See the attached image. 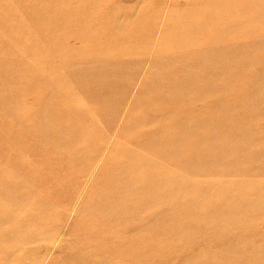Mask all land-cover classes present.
I'll return each mask as SVG.
<instances>
[{
  "label": "rangeland",
  "instance_id": "1",
  "mask_svg": "<svg viewBox=\"0 0 264 264\" xmlns=\"http://www.w3.org/2000/svg\"><path fill=\"white\" fill-rule=\"evenodd\" d=\"M263 55L264 0H0V264H264Z\"/></svg>",
  "mask_w": 264,
  "mask_h": 264
},
{
  "label": "bare ground",
  "instance_id": "2",
  "mask_svg": "<svg viewBox=\"0 0 264 264\" xmlns=\"http://www.w3.org/2000/svg\"><path fill=\"white\" fill-rule=\"evenodd\" d=\"M28 12V11H27ZM28 14V13H27ZM86 14V13H85ZM204 20V19H203ZM207 21V20H206ZM205 21V22H206ZM149 25V24H148ZM28 29V28H27ZM94 30V29H93ZM92 33V32H91ZM53 47V46H52ZM43 58V57H42ZM262 58H263V61H264V55L262 56ZM263 61L262 60H260L259 61V64H258V68L259 69H261V68H264V63H263ZM263 82L264 83V75H259V77H256V78H254L253 80H251V82L249 83L250 84V86L252 87V86H255L258 82ZM263 89H264V87H263ZM259 90L258 92H257V96L258 95H260V96H262V97H264V90ZM177 101V100H176ZM246 102H249L246 98L244 99V103H246ZM176 103V102H175ZM216 104H218L219 106H221V107H223V108H226L225 109V111L226 112H224L223 114H220L221 116H216V115H214V119L216 118L217 120H218V118H220L219 119V121L220 120H222L221 119V117H223L225 114L226 115H228V114H230L232 111H231V109L228 107V106H225L224 105V103H216ZM221 107H219V108H221ZM218 115V114H217ZM214 126V125H213ZM252 136V135H251ZM201 138H202V136H197L196 138H195V140H197V141H200L201 140ZM202 145V144H201ZM210 146V145H209ZM212 147V146H211ZM249 150V149H248ZM192 152H193V150H192ZM203 158L200 160V161H198L197 162V166L198 167H201V166H203L202 164L204 163V160H205V158L207 157V155H205V156H202ZM189 161V162H188ZM186 163L187 164H189L190 163V160L188 159L187 161H186ZM195 165V164H194ZM135 169V168H134ZM261 174H263V173H261ZM140 179V178H139ZM249 186H251V185H253V183H251V182H249V184H248ZM24 188V187H23ZM185 191H188L189 193H191V194H196V197H200V196H202L203 194H205V191L202 189V190H198V191H195L194 190V188L193 187H186L185 188ZM29 192V191H28ZM129 192H132L131 190H129ZM224 193H226V191H224L223 189H221V191L216 195V196H219V194H221V195H223ZM190 194V195H191ZM252 194V193H251ZM251 194H247V193H239L238 194V196L239 197H247V198H249V204H242L241 205V207H240V209L238 210L239 211V213H241L243 216H249L250 214H251V212H253V211H256V207H257V202H258V199H257V196H255V194H253V195H251ZM192 198H194L193 196H192ZM19 202V201H18ZM209 206L208 207H210V209L213 207V205H215L214 203H211V202H209V204H208ZM214 207H216V205L214 206ZM231 207V206H230ZM229 207V208H230ZM221 208H223V210L224 211H227V207L226 208H224L223 206H221ZM238 208V207H237ZM232 210H235L236 208H231ZM222 211V210H221ZM195 215H193V217H194ZM220 220L221 219H218V222H220ZM194 228H197V229H199V231H202V229H200L199 227H194ZM207 230V229H206ZM207 231H205L204 233H203V235L205 236V234H212V233H214V232H217V233H219V231L218 230H216V231H210V232H207Z\"/></svg>",
  "mask_w": 264,
  "mask_h": 264
}]
</instances>
